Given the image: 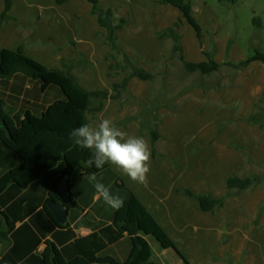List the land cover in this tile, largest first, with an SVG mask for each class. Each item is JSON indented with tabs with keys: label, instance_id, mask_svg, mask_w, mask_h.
I'll return each mask as SVG.
<instances>
[{
	"label": "crops",
	"instance_id": "obj_1",
	"mask_svg": "<svg viewBox=\"0 0 264 264\" xmlns=\"http://www.w3.org/2000/svg\"><path fill=\"white\" fill-rule=\"evenodd\" d=\"M12 1L11 20L0 28L1 49L17 51L24 45L26 57L54 70H63L64 61L84 57L91 67L86 72L80 68L72 70L79 85L87 91L112 93L107 58L113 50L106 43L107 31L92 15L91 3L87 0H68L63 5H57L55 0ZM156 1L99 0L98 6L113 10L116 20H129L116 33L120 44L128 49L130 56L153 63L157 72L166 70L157 67L162 54L172 52L165 50L156 34L178 22H181L177 32L182 37L185 60L207 62L205 52L211 49L212 42L218 47V42L204 36L202 46L178 9L155 5ZM4 9L5 0H0V16ZM237 53L240 57L236 59H248L239 50ZM214 59L221 64L233 62L223 61L218 53ZM235 73L232 85L209 90L195 87L176 112L166 109L159 112L158 131L162 140L156 145V157L151 139L140 134L137 121L118 127L128 136L144 138L150 148L147 187L133 182L111 163L108 169L95 175L96 181L92 180L93 175L85 176L82 170H77L68 179L70 194L77 206L67 208L60 201L68 211L67 222L60 225L47 204L55 181L62 176L63 163L44 171L26 188L9 185L0 194V264H43L48 244L54 245L66 262L76 258L90 263L103 258L125 262L132 250L131 238L115 228L117 209L97 197L96 182L103 183L123 203L131 194L135 195L190 264H264V214L260 215L264 183L229 199L215 215L200 211L198 201L186 194L189 191L195 196L221 199L228 192V178L264 174V130L247 122L255 103L264 94V64L254 62ZM124 77L121 73L118 81ZM151 84L132 79L128 85L132 97L125 108L120 110L115 101L107 100L96 119H90V125L97 126L102 118L111 119L116 125L125 118L137 116ZM64 99L59 87H44L42 82L20 73L0 80V102L16 126L21 125L26 114L41 116L55 102ZM228 121H234L233 125L219 132V125ZM249 157L263 166L248 164ZM20 163L19 157L0 143V180ZM117 184L124 187L118 188ZM115 187L122 192H116ZM145 238L154 260L161 264H187L175 249L162 247L152 236Z\"/></svg>",
	"mask_w": 264,
	"mask_h": 264
},
{
	"label": "trees",
	"instance_id": "obj_2",
	"mask_svg": "<svg viewBox=\"0 0 264 264\" xmlns=\"http://www.w3.org/2000/svg\"><path fill=\"white\" fill-rule=\"evenodd\" d=\"M68 0H55L57 5H63ZM92 4V15L97 17L99 25L107 31L106 43L111 46L113 54L107 58L110 63L109 78L112 80V93L107 91L91 90L87 91L79 85L78 78L72 74L74 68H80L86 72L91 63L84 57L80 60L63 62V70L50 69L47 66L28 58L24 55V45L17 51H10L0 48V80L13 77L15 74H23L30 79L43 83V86L54 85L59 87L65 99L55 102L41 116L26 114L20 126H16L5 110L3 102H0V143L16 154L21 160L20 165L6 173L0 180V194L11 184L20 188H26L29 184L38 180L44 171L55 168L59 163L64 164L62 176L55 181V185L50 192V200L62 201L67 208H74L77 204L73 201L71 194H58L56 192L58 184L65 177L69 178L77 170H82L83 175H96L109 168L106 163L102 168L89 167L88 159L92 151L84 149L75 144L74 138L70 137V132L84 124L91 123L90 119H96L98 113L104 108V102L113 100L120 110L131 100L132 95L128 90L129 82L132 79H139L145 82L155 83L158 78L162 79V87L157 94L149 92L141 103V111L135 117L125 118L116 124L126 126L132 121H137L140 125V134L149 137L153 144L154 157L158 155L156 145L162 140L158 131L160 124L159 111L168 109L176 112L179 108L175 104V97H169L166 84L170 79L168 68L169 60H178L186 75H200L210 77L219 73L223 66L240 71L247 68L254 62L264 64V54L257 51L255 55L247 60L238 63L221 64L215 61L213 54L205 52L207 62L190 63L185 60L182 47V37L177 30L181 27V22L174 24L156 34L157 39L165 43L171 41L172 56L162 55L160 62L165 67L164 73H153L146 70L142 65V58L132 57L128 54V49L120 44L116 33L122 30L129 22L128 19L116 20L113 10H103L98 4L99 0H87ZM155 5H171L178 9L184 16L187 23L196 32L197 38L203 43V32L198 24L194 4L190 0H158ZM13 1L5 0V9L0 16V28L7 24L11 18L9 13L12 9ZM260 26V21L256 20ZM47 49L52 52L49 46ZM60 49H56L59 52ZM121 73L125 74L122 81H118ZM205 90L219 88L204 87ZM167 91V92H166ZM249 124L259 125L264 130V94L260 101L254 105L252 115L247 119ZM234 121H228L219 125V132L226 127L233 125ZM248 164H255L261 168L263 165L251 157L247 159ZM264 183L263 175H250L242 178L234 175L227 180V194L221 199H215L210 195L195 196L187 191V196L194 198L199 203V210L215 215L225 203L243 193L256 189ZM118 188H123L122 184H117ZM52 217L53 215L49 213ZM264 214V205L260 210V215ZM113 224L121 234H128L131 238L132 250L129 258L121 263L112 258L96 259L90 263L82 258H76L71 262H66L57 248L48 244L43 253V264H161L153 259L151 248L145 236L154 237L162 247L173 248L183 260L190 264L189 260L183 257L176 249L173 241L163 228L156 222L139 199L131 194L123 206L115 211Z\"/></svg>",
	"mask_w": 264,
	"mask_h": 264
},
{
	"label": "rangeland",
	"instance_id": "obj_3",
	"mask_svg": "<svg viewBox=\"0 0 264 264\" xmlns=\"http://www.w3.org/2000/svg\"><path fill=\"white\" fill-rule=\"evenodd\" d=\"M190 1L194 4L195 17L198 24L202 28L203 43L205 36V38H209L211 40L213 39L219 44L218 47H215L212 42V46L210 47L211 49L207 50L208 53L213 54V58L218 53V57L223 61L230 60L233 61L232 63H238V61L240 62L239 59H236L237 57H240V54L237 53L238 50L245 54L248 58L255 55L257 51L264 54V0ZM128 18L131 20L130 16ZM256 20L260 21V26L257 24ZM190 30L194 35L193 37H195L194 31L191 28ZM186 36L187 34H185V37ZM163 45L165 50L169 49L172 52L173 43L171 41H167L163 43ZM201 45L203 46L204 44ZM162 55L166 54L163 53ZM166 56L170 57L172 54ZM141 63L145 68L153 70V73H159L157 72L158 70L154 69V64L148 60L142 59ZM157 67L164 66H162L159 61ZM168 68L171 77L169 81L165 83L168 91L166 92L169 97L176 98L174 103L179 106H181L189 98L187 97V94L193 88L201 85L210 88L216 85H232L233 77L236 74L233 68L223 66L219 73L210 77L186 75L182 69V65L176 59L168 61ZM162 83V79L158 78L155 83L151 84L149 92L154 91L153 93L157 94L160 87H162ZM168 111L171 112L170 110ZM161 116L163 119V115ZM184 142H187V140ZM170 149L171 151L173 150V148ZM251 167L257 170V167ZM247 168L248 167H246V169ZM115 191L118 193L122 192L116 187Z\"/></svg>",
	"mask_w": 264,
	"mask_h": 264
},
{
	"label": "clouds",
	"instance_id": "obj_4",
	"mask_svg": "<svg viewBox=\"0 0 264 264\" xmlns=\"http://www.w3.org/2000/svg\"><path fill=\"white\" fill-rule=\"evenodd\" d=\"M75 144L92 151L87 164L100 169L111 163L126 174L133 182L144 187L148 186L150 173L151 151L142 137L128 136L108 118H102L97 126L84 124L70 132ZM92 180L96 181L95 175ZM98 198L114 209L123 206V200L113 195L108 187L101 182L94 184Z\"/></svg>",
	"mask_w": 264,
	"mask_h": 264
},
{
	"label": "water",
	"instance_id": "obj_5",
	"mask_svg": "<svg viewBox=\"0 0 264 264\" xmlns=\"http://www.w3.org/2000/svg\"><path fill=\"white\" fill-rule=\"evenodd\" d=\"M68 176H65L59 183L56 192L58 194H69L70 186L68 183ZM48 210L54 215L56 221L60 225H64L67 222L68 211L67 208L57 200H50L47 204Z\"/></svg>",
	"mask_w": 264,
	"mask_h": 264
}]
</instances>
